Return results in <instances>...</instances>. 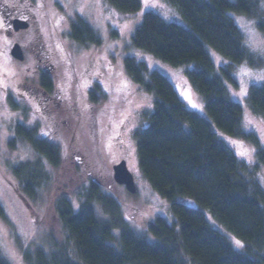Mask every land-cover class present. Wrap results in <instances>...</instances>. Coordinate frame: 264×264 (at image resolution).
<instances>
[{
	"label": "trees",
	"instance_id": "1",
	"mask_svg": "<svg viewBox=\"0 0 264 264\" xmlns=\"http://www.w3.org/2000/svg\"><path fill=\"white\" fill-rule=\"evenodd\" d=\"M105 1L123 14L144 11V0ZM167 1L180 11L187 25L143 12L132 44L173 68L196 64L187 75L204 99L209 119L189 110L161 72H150L134 57L126 58L125 68L135 84L155 96L148 126L136 134L138 161L151 188L170 203L172 219L158 218L149 228L151 240L139 236L123 220L118 200L92 182L88 190L79 192L77 206L67 196L57 199L61 238L44 234V247L25 252L20 258L24 264H264V188L217 133L253 145L258 163L264 166L260 139L244 129V108L229 91V85L239 88L235 65L247 63L256 68L262 63L246 45L232 15L253 19L264 33L262 0ZM70 39L84 47L101 45L99 35L84 20L72 25ZM210 48L229 63L219 73ZM40 84L53 93L50 75H44ZM247 100L253 114L264 120V86L253 85ZM11 103L18 107L12 98ZM15 135L60 173L64 159L54 139L24 125L15 128ZM16 143L17 139L11 140L9 145L15 149ZM43 169L41 162L9 169L15 191L32 213L36 236L42 220L31 203L39 200L42 188L55 181ZM184 198L193 204L181 202ZM97 204L110 220L99 216ZM0 218L8 221L1 199ZM116 228L122 232L121 247L113 245L118 243ZM236 241L243 247L237 248ZM0 264H11L1 251Z\"/></svg>",
	"mask_w": 264,
	"mask_h": 264
},
{
	"label": "rangeland",
	"instance_id": "2",
	"mask_svg": "<svg viewBox=\"0 0 264 264\" xmlns=\"http://www.w3.org/2000/svg\"><path fill=\"white\" fill-rule=\"evenodd\" d=\"M150 2L159 6H144L143 12H154L168 22L187 25L180 11L178 13L167 0ZM262 6L264 8V0ZM143 12L123 14L105 0H0V199L8 220L0 218V251L11 264H24L21 259L25 252L44 247L41 244L45 241L44 234L61 238V225L55 212L57 199L67 196L77 206L79 192L88 190L92 182L118 200L123 220L133 226L130 230L139 236L151 240L150 226L158 218L172 219L170 203L151 188L138 161L136 134L148 126L147 117L154 109L155 96L145 93L133 82L125 68L126 58L134 57L145 63L150 72H161L171 81L189 110L208 119L209 116L204 99L188 79L187 72L197 68L196 64L173 68L134 48L132 37ZM4 15L11 20L17 19V15L26 17L29 28L18 32L11 30ZM232 17L243 32L246 45L262 63L256 68L247 63L235 65L234 76L239 88L229 85V91L231 98L244 108V129L255 132L264 148V131L261 130L264 120L253 114L247 100L253 85L264 86V79L260 78L264 77V33L258 30L253 19L238 14ZM80 20L87 22L99 35L100 46L84 47L70 39L72 25ZM15 43L25 50L27 58L23 65L5 55ZM209 53L218 73L222 66L229 64L215 50L210 48ZM45 65L48 70L43 75H50L54 83L53 93L46 95L49 99L33 94L22 98L20 95L25 91L18 87L17 71L23 72L25 80L34 79L26 68H32L37 74ZM97 83L102 89L105 87L107 94L95 91ZM241 92L246 95L241 96ZM11 98L18 104L17 108L13 107ZM18 125L37 129L41 136L54 139L60 145L64 162L59 174L47 160L42 158V162L27 142L16 137ZM121 127L120 133L129 139V155L117 148L116 131ZM217 133L249 166L250 177L264 188V166L258 163L256 148L220 131ZM15 139L16 148L12 149L9 143ZM242 148L247 149L250 156L242 157L239 154ZM123 157L127 158L135 178V194L114 181V165ZM28 162H41L43 172L55 180L42 188L38 201L31 203L42 220L38 236L32 213L15 191L9 174L11 167ZM180 201L188 206L193 204L188 198ZM96 209L103 220H110L102 205L97 204ZM121 233L120 228L115 229L114 236L119 244L113 243L114 246L121 247ZM236 247L241 248L237 244Z\"/></svg>",
	"mask_w": 264,
	"mask_h": 264
},
{
	"label": "flooded vegetation",
	"instance_id": "3",
	"mask_svg": "<svg viewBox=\"0 0 264 264\" xmlns=\"http://www.w3.org/2000/svg\"><path fill=\"white\" fill-rule=\"evenodd\" d=\"M17 16H18L17 18H26V17L20 16V15H17ZM5 20L6 21H11V19H8L7 15L5 16ZM8 27L10 28V26H8ZM9 28H7V30L10 32V29L11 28L10 29ZM11 48L8 49V51L6 52L5 55H9L10 57H12V55H11ZM24 56H25V58H24L23 61H17L13 57L12 58L16 61V63L23 65L25 63V61H26V58H27L26 57L25 50H24ZM15 61H13V62H15ZM44 67L45 68H43V70H41V72H40V70L37 71L38 72L37 74H35V71H32V68H30V67L26 68V71L28 73H32V77H34V79H26L25 80V78H23V75H24L23 72L22 71H20V72L17 71V74H19V78H17L18 83H19V86L18 87H20L22 90L25 91V94L20 95L22 98L23 97L24 98H26V97H28V98L29 97H32L31 96L32 94L33 95H36V96L42 95L43 97L46 98V95L49 94L44 88H42L41 85L32 86V85H29L28 84V83H36V82L37 83H42L43 76H44L43 74H44V72L47 73V70H48L46 68L47 65H45ZM100 83H101V80H100ZM104 89H105V87H104ZM104 89H102V86L97 83L96 90L95 91L100 92V93H103V94H107L106 89L105 90ZM27 94H30V95L28 96ZM47 99H49V98H46L45 100H47ZM120 129L123 130V127L117 129V131H116V132H118L117 143H116L118 145L117 148L120 149V150H124L125 151V153H124L125 155H129V151L127 149V145L129 144V139L127 137H124V135L120 133ZM116 132L113 133V134H116ZM122 162H126V165L128 167V160H127V158H124V157L121 158L114 166H116V165H118V164H120ZM128 169H129V167H128ZM120 186L123 187V188H125L127 190L126 186H124V185H120Z\"/></svg>",
	"mask_w": 264,
	"mask_h": 264
},
{
	"label": "water",
	"instance_id": "4",
	"mask_svg": "<svg viewBox=\"0 0 264 264\" xmlns=\"http://www.w3.org/2000/svg\"><path fill=\"white\" fill-rule=\"evenodd\" d=\"M9 26L15 32H18L28 29L29 23L27 22L26 18H17L9 21ZM11 55L17 61H23L25 58L23 47L16 43L11 49ZM113 170L115 182L118 185L126 186L129 193L135 194L137 192V185L133 174L126 165V162H122L114 166Z\"/></svg>",
	"mask_w": 264,
	"mask_h": 264
},
{
	"label": "snow or ice",
	"instance_id": "5",
	"mask_svg": "<svg viewBox=\"0 0 264 264\" xmlns=\"http://www.w3.org/2000/svg\"><path fill=\"white\" fill-rule=\"evenodd\" d=\"M144 6L147 8V7H157L159 5L155 4V3H151L150 0H144ZM82 11V9H81ZM125 28H127L128 26L127 25H124ZM261 79H264V77H260ZM241 96L243 95H246V92H241L240 93ZM195 107V105H193ZM249 123L251 124L252 121L249 120ZM262 131H264V129H261ZM235 143V142H234ZM242 147V146H241ZM242 157H247V156H250V153L247 149H243L241 150V152L239 153ZM249 162H251L249 160ZM236 244L238 247H243V245L239 242V241H236ZM10 256H12L14 258V255L12 253H9Z\"/></svg>",
	"mask_w": 264,
	"mask_h": 264
}]
</instances>
